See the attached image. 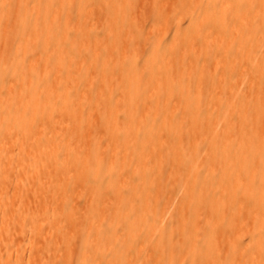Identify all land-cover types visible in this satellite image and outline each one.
Segmentation results:
<instances>
[{"label": "bare ground", "instance_id": "1", "mask_svg": "<svg viewBox=\"0 0 264 264\" xmlns=\"http://www.w3.org/2000/svg\"><path fill=\"white\" fill-rule=\"evenodd\" d=\"M100 1L0 0V203L45 216L7 227L0 206V241L51 237L50 264H264V0Z\"/></svg>", "mask_w": 264, "mask_h": 264}, {"label": "rangeland", "instance_id": "2", "mask_svg": "<svg viewBox=\"0 0 264 264\" xmlns=\"http://www.w3.org/2000/svg\"><path fill=\"white\" fill-rule=\"evenodd\" d=\"M151 1H153V0H147L146 4L147 5L149 4L148 6H150ZM100 2H102V0ZM170 5L167 6L168 10H170ZM96 7H99V6H96ZM98 23H100V24H98ZM96 24H97V26L99 28L102 27V20H100V21L98 20L96 22ZM138 24H139L140 30L143 31V33H145V34H147L149 36L157 35L156 26L152 25L151 23L145 24L143 22V20L140 19V20H138ZM90 46H91V43L85 44V47H87V48H89ZM138 46H139L138 43H134V47L137 48ZM136 53H137L136 57L139 58L141 62L146 61V60L149 59V57H151L150 56L151 52L149 53V51H147V50L146 51H142L140 49V51L136 52ZM80 55L81 54L78 53V55H76V56H80ZM131 57H133V56H131ZM152 57H155V56H152ZM168 57L169 58L172 57L173 59H175L176 56H175V53H173V54L169 53ZM257 62H258V59L255 60V63H257ZM241 92H242V89L238 92V95H240ZM227 117H228V114H226L225 117L219 122V124H218V126L216 128V131L214 133V136L212 137L211 141H213L216 138V136L218 135V133L222 130V128L224 126V123L226 122ZM185 129H187V126H185ZM205 157H206V154H202L199 157V160H198V163L196 165V168H200V166L202 165L203 161L205 160ZM13 186L11 188V191H12V194L14 195V197H15L19 193H17L18 188L15 187L16 185H13ZM13 195H12V197H13ZM27 196L29 197V195H26V198H28ZM26 198H25V195H23L20 198L19 197L18 198H14V199L12 198L15 201L18 199L16 202L14 201L13 203H10V202L9 203H7V202L0 203V206H2L4 211H5V214H3V215H5V220H6L5 222L7 224V227L9 226V223H11L13 221L12 218L13 219H17L18 216L20 215V214L19 215L16 214L17 211H19V212L21 211L22 216H25V217H27L31 213L35 212V216L37 217L35 222H39V220H40V222L44 221V217H45L44 216V211H43L44 205L42 203L36 205V204H33L32 202L24 201V200H26ZM178 206H179V200L178 199L172 205L171 204L168 205L169 208L167 207L168 209L165 211L163 217L161 218L160 222L157 225L159 227L157 229V232H156V235L154 236V238L158 237V235L161 233L162 229H164L165 227H168V225L170 223L169 222L170 218H171L172 214L174 213V211L176 210V208ZM71 210H72L71 212H74L76 214L74 216L75 219H78V220L79 219H84L85 218V213L88 210V203L85 202V203H82V204H75L73 202L72 206H71ZM146 213H147V211L143 215H145ZM49 216L51 218L52 214H50ZM147 217H148V215L145 216L144 218H147ZM32 222H30V223H32ZM96 226L97 225H95V226L92 225V227H93L92 229H95ZM221 229H223V228L220 226L219 230L217 232H215V233L217 235L221 234V232H220ZM250 232L251 231L246 232L247 233V237L249 236ZM25 239H26L25 236L22 235L20 232H15L14 234L11 235V237L10 236L6 237L2 241H0V247L2 245H4L6 242H10L11 241V242H14L17 245V247L19 248L17 252H12L7 247L0 248V257H1V259L6 264L9 261H11L14 258H16V257H20V258L23 259V263L22 264H39V262L41 260H43V262L46 261L45 264H50V260L48 261V260L45 259L46 256H47V253L45 251V245H46V241L48 243L50 242L51 237H48L47 240H45L43 238H34L33 239V243L30 246L25 243ZM188 253H191V251H189ZM148 255H149V252H147L146 255L143 256V258L140 260L139 264H143ZM49 257H48V259H49ZM50 259H51V257H50ZM12 264H16V263H12Z\"/></svg>", "mask_w": 264, "mask_h": 264}]
</instances>
